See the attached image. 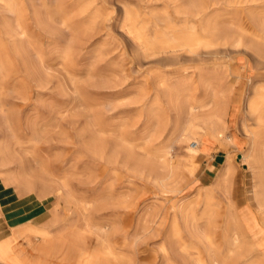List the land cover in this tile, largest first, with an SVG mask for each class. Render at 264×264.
I'll return each mask as SVG.
<instances>
[{
  "label": "rangeland",
  "instance_id": "374dc122",
  "mask_svg": "<svg viewBox=\"0 0 264 264\" xmlns=\"http://www.w3.org/2000/svg\"><path fill=\"white\" fill-rule=\"evenodd\" d=\"M202 2L197 18L192 0H0V194H26L27 216L43 202L48 209L26 223L65 243L81 234L101 264H209L204 245L174 223L175 207L208 192L236 226L228 230L223 215L221 226L193 229L216 250L231 238L264 249L262 215L238 206L254 180L244 161L245 126L255 124L246 102L264 86L259 44L243 28L264 14V1ZM209 23L229 28V42L190 52L194 31ZM212 114L224 129L191 159L185 123L201 127ZM228 165L234 175L221 184ZM259 254L228 262L253 264Z\"/></svg>",
  "mask_w": 264,
  "mask_h": 264
},
{
  "label": "bare ground",
  "instance_id": "6f19581e",
  "mask_svg": "<svg viewBox=\"0 0 264 264\" xmlns=\"http://www.w3.org/2000/svg\"><path fill=\"white\" fill-rule=\"evenodd\" d=\"M192 1L194 15L199 18L204 12L203 2L202 0ZM214 1L216 2L218 0ZM247 1L261 2L264 0H228V3L230 5H240ZM243 31L245 33L249 32L251 39L259 44V47L255 48V51L260 58L264 59V14L252 16L249 31L245 28H243ZM193 34L194 37L190 41L197 42L198 46H189L188 49L190 52L196 53L198 47L201 46H214L220 42L222 43V41L224 42L222 44L228 43L230 31L229 28L214 24L211 25L209 23L206 27H202L200 31H194ZM240 41V39L235 40V45H239ZM178 106L179 104L176 105L177 108L180 107ZM246 110L250 118L255 122L251 128L249 125L245 126V132L250 139L249 152L244 156V161L254 172L253 183L250 184L248 178V186L251 192V199L256 207L253 211L255 214H261L264 222V159L261 160L260 156V151L264 149V86L254 85L252 95L246 102ZM205 122V125L201 127L196 126L195 119H190L185 123L186 129L189 131L187 139L192 140L187 150V156L191 159H195L202 152L203 148L208 144V140L213 131H218L221 127L224 129L225 122L219 115H209L205 119ZM161 159L165 164V168L173 171V163L167 158V155H162ZM256 164L260 166L259 171H255ZM233 175L234 168L228 165L225 179L221 180V184L229 183ZM258 180L259 182H257ZM198 195L201 197L199 202L187 201L175 207L174 223L175 226H187L188 232L204 245L203 250L208 254L209 264H229L230 256L235 255L238 259H244L256 251H259L260 254L257 258L255 257L253 259V264H262L264 261V249H260L261 244L258 241L251 240L252 242L248 244H241L225 232L223 236L225 238H231V243L227 249L216 250L213 248L209 234H199L193 229L192 226H212L213 219L216 220L215 226H221L219 219L223 215L226 216L224 224L228 230L233 231L236 226V215L231 210L220 211L219 209H214L208 192L205 195L202 193ZM201 200L204 203V210L202 212L203 224L198 223L196 215V205ZM26 217H28L27 214H23L19 219ZM19 235L23 236L22 238L26 244L32 240L38 242L33 248V252L24 253L21 250V247H24L25 244L18 237ZM26 236L28 239H25ZM99 254L100 252H93L91 250L88 246L87 239L79 233L72 234L71 238L65 243L57 241L51 236L49 227L31 226L30 223L26 222L12 227L8 234L0 236V262L2 264H101L98 259ZM108 254L118 262L123 260L122 256H115L109 252ZM202 259L199 261V264H205Z\"/></svg>",
  "mask_w": 264,
  "mask_h": 264
},
{
  "label": "crops",
  "instance_id": "0c3cea01",
  "mask_svg": "<svg viewBox=\"0 0 264 264\" xmlns=\"http://www.w3.org/2000/svg\"><path fill=\"white\" fill-rule=\"evenodd\" d=\"M214 152V151H213ZM213 152H209L212 155H216ZM205 155L208 154L207 152L204 153ZM211 165V164H210ZM213 165V164H212ZM215 166V165H214ZM237 171V170H236ZM212 169L208 170L206 169L204 174L202 175V180H207L208 174H211ZM13 189V194L10 195H4V193L0 194V236L8 234L12 227L24 223L27 221H43L48 218V209L46 207V203H41L38 206V209L31 214L30 216L26 218L19 217L25 213H27V206L30 202L28 196L26 194H21L19 191L15 188ZM239 207H250L255 209L256 207L252 203L251 199H249V196L246 199V202H243L242 204L238 205ZM47 214V215H46Z\"/></svg>",
  "mask_w": 264,
  "mask_h": 264
}]
</instances>
